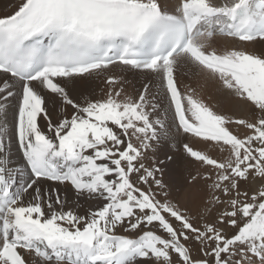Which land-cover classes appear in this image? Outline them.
<instances>
[{"label": "snow or ice", "instance_id": "snow-or-ice-1", "mask_svg": "<svg viewBox=\"0 0 264 264\" xmlns=\"http://www.w3.org/2000/svg\"><path fill=\"white\" fill-rule=\"evenodd\" d=\"M0 264H264V0L0 11Z\"/></svg>", "mask_w": 264, "mask_h": 264}, {"label": "bare ground", "instance_id": "bare-ground-1", "mask_svg": "<svg viewBox=\"0 0 264 264\" xmlns=\"http://www.w3.org/2000/svg\"><path fill=\"white\" fill-rule=\"evenodd\" d=\"M12 3L13 0H0V11L10 10V5ZM114 71H116L117 74H120L119 69H116ZM123 75L127 80L126 87L129 91H132V89H139L141 84L144 82V77L139 73L127 72L123 73ZM191 82L195 84L194 80ZM93 87L96 89L97 96H99L100 90L104 88L102 79L95 80ZM206 96H211L212 102H219L225 110L230 107L227 97L218 94L216 91V87L213 85H209V87L207 88ZM13 152L14 158L19 160V154L16 153L15 148L13 149ZM165 153L172 156V159H167ZM157 155L160 160L164 161L165 168L163 179L165 183L170 186L169 191L172 193L173 197L180 199L181 202H183V196L189 188V184L187 182L188 172L194 171L197 165L192 164L186 158L179 144H162ZM69 203H72L71 193H69ZM87 207L88 205L84 204L81 211L85 210Z\"/></svg>", "mask_w": 264, "mask_h": 264}]
</instances>
